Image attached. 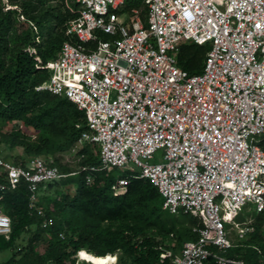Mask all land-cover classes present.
Returning <instances> with one entry per match:
<instances>
[{
	"label": "built area",
	"instance_id": "built-area-1",
	"mask_svg": "<svg viewBox=\"0 0 264 264\" xmlns=\"http://www.w3.org/2000/svg\"><path fill=\"white\" fill-rule=\"evenodd\" d=\"M72 1L75 8L64 0L76 14L65 23L68 38L40 66L48 78L35 90L82 111L79 142L97 148L100 166L81 170L146 178L163 210L199 220L172 264H252L227 252L250 237L255 216L264 245V0ZM184 43L208 45L200 72L178 66ZM6 156L0 148V190L23 184L46 228L52 219L37 204L38 188L67 174L44 155ZM128 181L118 178L113 193ZM10 231L0 205V236Z\"/></svg>",
	"mask_w": 264,
	"mask_h": 264
},
{
	"label": "trees",
	"instance_id": "trees-1",
	"mask_svg": "<svg viewBox=\"0 0 264 264\" xmlns=\"http://www.w3.org/2000/svg\"><path fill=\"white\" fill-rule=\"evenodd\" d=\"M139 3L140 0H126V8ZM69 4L76 7L72 0ZM75 15L64 0H9V7L0 5V123L19 121L39 131L35 143L13 135L4 137L11 146H20L22 155L50 157L52 164L67 174L44 187H53L60 181L75 186L72 195L53 199L51 211L41 205L37 195V204L52 219L46 228L40 227L41 218L28 208V193L23 184L0 190L1 210L11 221L8 238L0 236V252H12L4 264H75L76 254L89 264L87 255L116 256L115 264H172V255L182 244L196 238L193 228L201 225L199 220L163 210L160 194L146 178L129 177V172L115 168L81 170L100 166L97 148L79 142L86 129L82 111L64 97L35 90L48 78V71L40 66L53 59L67 40L65 23ZM207 48V44H181L178 66L189 74L200 72ZM257 140L264 150V135ZM6 157L19 162L20 155ZM87 175L91 176L89 183ZM126 177L129 181L124 192L114 194L112 186L118 178ZM3 183L4 176L0 175V185ZM176 216L189 217L195 226L177 228ZM238 218L242 219L241 215ZM260 220L261 216H255L250 237L242 246L228 251V255L238 254L252 264L264 262ZM31 226L37 232L25 244L17 245ZM43 233L49 237L45 238ZM171 239L176 240V247L170 245ZM37 241L45 243L42 253L35 249Z\"/></svg>",
	"mask_w": 264,
	"mask_h": 264
},
{
	"label": "rangeland",
	"instance_id": "rangeland-1",
	"mask_svg": "<svg viewBox=\"0 0 264 264\" xmlns=\"http://www.w3.org/2000/svg\"><path fill=\"white\" fill-rule=\"evenodd\" d=\"M56 1H60V0H54V2ZM67 2L69 3V0H67ZM0 5L6 7H9V0H0ZM65 5V3H64ZM19 19H21L20 15L18 16ZM38 130L32 129L29 126H25L23 124H21L19 121H10L7 123H0V139H2L0 141V148L3 150V152L10 158L13 157H19V155L23 154V149L20 146H11L9 144L8 141H6V137H4L5 135H13L15 136L18 140H22V141H26L29 143H35L38 141ZM4 138V140H3ZM159 153H157L154 157V161L158 162L160 161V156L158 155ZM43 187L40 185L39 189H38V194H39V200L41 202V205L46 209V210H52V204L51 202L53 201V199H59L61 195L63 194H69L72 195L74 192V184L70 183V182H63L60 181L56 184L53 185V187H44L46 184H42ZM178 218V222L176 227L177 228H193L195 225L191 224L190 222V218L189 217H180V216H176ZM242 219H244L245 217L248 218L249 217V213H246L241 216ZM198 221V220H197ZM37 232V229L35 226H31L28 228V231L24 233V237L20 240L17 241V245H21L22 243H24L27 239L31 238L32 235L34 233ZM43 236L45 238H48L49 236L43 233ZM230 237L233 240V242H238V237L236 236V230L235 228H232L230 230ZM25 244V243H24ZM170 245L176 247V240L171 239L170 241ZM45 248V243L44 242H40L37 241L36 242V251L38 253H42L43 250ZM11 251H2L0 252V264H4L5 261L11 256ZM20 254V253H19ZM18 254V255H19ZM76 258V262L75 264H89L86 261H83L81 259L78 258L77 254L75 255ZM113 259V258H112ZM112 262H109L107 264H115L117 261L116 259L111 260ZM115 261V262H114ZM49 264V263H47ZM93 264V263H92Z\"/></svg>",
	"mask_w": 264,
	"mask_h": 264
},
{
	"label": "bare ground",
	"instance_id": "bare-ground-1",
	"mask_svg": "<svg viewBox=\"0 0 264 264\" xmlns=\"http://www.w3.org/2000/svg\"><path fill=\"white\" fill-rule=\"evenodd\" d=\"M115 256V255H114ZM87 257L89 258V260H90V262H91V264L93 263V264H107V263H109V262H112L111 260H113V259H116L115 257H113V256H108L107 258H95V257H93V256H88L87 255ZM113 258V259H112Z\"/></svg>",
	"mask_w": 264,
	"mask_h": 264
},
{
	"label": "clouds",
	"instance_id": "clouds-1",
	"mask_svg": "<svg viewBox=\"0 0 264 264\" xmlns=\"http://www.w3.org/2000/svg\"><path fill=\"white\" fill-rule=\"evenodd\" d=\"M115 258H116V256H115ZM115 262V261H114Z\"/></svg>",
	"mask_w": 264,
	"mask_h": 264
}]
</instances>
